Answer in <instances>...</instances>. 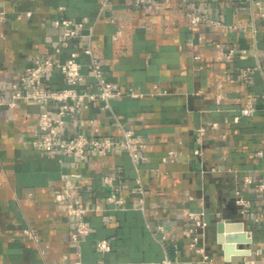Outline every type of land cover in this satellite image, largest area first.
I'll return each mask as SVG.
<instances>
[{
    "label": "crops",
    "instance_id": "obj_1",
    "mask_svg": "<svg viewBox=\"0 0 264 264\" xmlns=\"http://www.w3.org/2000/svg\"><path fill=\"white\" fill-rule=\"evenodd\" d=\"M2 10L8 17L0 24V80L16 81L36 56L62 62L81 44L89 46L123 93L110 109L100 108V101L71 105L61 136L122 135L131 128L148 141V158L135 161L122 149L106 155L88 149L77 157L36 147L39 112L53 111L54 103L0 105V264H230L219 235L233 239L236 223L219 231L216 220L239 215L232 192L244 174L264 181V0H0ZM189 11L207 18L193 24ZM59 17L85 21L92 34L63 38L54 23ZM229 48L235 49L231 58ZM90 56L79 55L86 74L82 90L97 85ZM248 66L254 73L244 81ZM44 82L66 86L58 66ZM130 87L142 93L132 96ZM250 98L257 110L246 115L242 107ZM213 120L219 125L207 127L203 152L196 154L198 128ZM170 150L175 159L164 160ZM106 174L116 175L121 207L108 200ZM137 177L144 186L142 204L133 191ZM68 191L80 204L102 207L87 214L91 230L79 242L70 235L76 218L67 211ZM243 194L252 201L256 264H264V192ZM202 208L208 211L212 262L202 261L184 234L192 223L186 211ZM27 227L38 237L28 236ZM103 238L110 249L97 246Z\"/></svg>",
    "mask_w": 264,
    "mask_h": 264
},
{
    "label": "built area",
    "instance_id": "obj_2",
    "mask_svg": "<svg viewBox=\"0 0 264 264\" xmlns=\"http://www.w3.org/2000/svg\"><path fill=\"white\" fill-rule=\"evenodd\" d=\"M137 3H148L152 0H135ZM108 0H103L105 5ZM190 21L193 24H197L207 17L195 11L188 12ZM8 15L5 10L0 11V24L7 19ZM215 23L219 21L214 20ZM55 25L62 28L61 36L67 38L69 36L81 35L83 38H88L92 34V27L88 26L83 20H77L71 17H59L54 21ZM235 26V25H230ZM122 31V25L114 33V37L117 38ZM59 49V47H57ZM81 53L91 54L87 65L90 72L96 78V88L94 90H82L79 89V85L85 80L86 74L83 70V63L79 59ZM228 58H231L235 54L234 48H229L225 51ZM60 67L66 81V86L62 88H53L44 82V76L46 73L52 72L55 67ZM254 73L253 67H246L241 73V78L244 81H249ZM231 80H234L231 78ZM154 87L158 90V85ZM160 90V89H159ZM158 90V91H159ZM129 94L132 96H138L142 92L136 91L132 87L128 89ZM156 91H151L154 93ZM123 93L122 89L116 88L113 82L107 77L102 61L99 56L92 53L89 46L81 44L78 48L71 51V54L62 62H58L49 54L36 56L33 62L20 71L19 78L16 81L6 82L0 80V105H6L8 107L16 106L21 100H31L38 103L53 102V111L42 110L39 112L37 118L36 132L37 136L33 140V144L36 147L50 149L55 152H71L77 157L85 155L88 149H92L98 155H106L109 152L117 149L127 151L130 156L135 160L147 159L146 148L148 141L141 135L137 134L131 128H124L122 135H89L86 132H79L71 137H62L61 133L64 127L69 122V115L71 113V105L76 108L88 107L91 101H100V108L110 109L111 101L115 97ZM222 96H217V101L220 102ZM257 110L255 102L250 98L246 101L242 107V112L246 115H252ZM218 121H211L207 125H202L198 128L196 140L198 146L195 149L196 154H202L204 148L203 135L207 127H218ZM97 131L98 127H94ZM261 152V151H260ZM164 160L175 159V153L170 150L167 155L163 156ZM157 170V168H153ZM116 175L106 174L104 175V182L107 186L111 187V192L108 195V200L114 203L115 207H121L124 205V198L119 196L115 191ZM136 187L134 192L139 193L140 203H144V186L140 177L136 178ZM244 189H250L256 193L264 192V181L255 180L250 174H244L242 179V185L233 189L232 199L234 204L239 209V215L235 218H229L226 215H222L217 218L216 225L222 221L227 223L234 221L237 226V233H245L251 240L245 241L243 239H223L219 240L221 247L225 249L227 244L233 245L235 249L244 246L247 251L244 253L240 264H256L258 261V255L260 254L259 247H253L252 229L249 222L248 213L252 205L250 198L243 194ZM67 211L70 215L76 218V225L70 231L71 238L79 242L81 241L91 230L90 222L87 218V214L96 210L102 209L98 204L96 205H83L78 203L79 201L73 196L71 191H68L65 197ZM207 210L202 208L200 210L188 209L186 211L187 216L192 223L184 229V234L189 239V246L197 254L201 256L202 261H214V256L207 251L208 241L206 239L207 228L209 227V221L206 217ZM255 220H260V216H255ZM163 226L160 225V228ZM25 232L28 236L37 238L38 235L34 228L27 227ZM97 246L101 250L110 249V243L107 239H99ZM226 261V253L224 254ZM264 260V259H263ZM75 264H82L81 261H76Z\"/></svg>",
    "mask_w": 264,
    "mask_h": 264
},
{
    "label": "water",
    "instance_id": "obj_3",
    "mask_svg": "<svg viewBox=\"0 0 264 264\" xmlns=\"http://www.w3.org/2000/svg\"><path fill=\"white\" fill-rule=\"evenodd\" d=\"M225 225V223H223L222 221L217 223V228L219 231H222L223 226ZM237 227V226H236ZM219 239L223 240V236L220 234L219 235ZM233 239H243L245 241H250L251 237H248L245 233H238ZM225 253H226V257L228 259V261L230 262V264H240L244 253H246L247 249L244 246H241L238 249H235L233 247V245L227 244L225 246Z\"/></svg>",
    "mask_w": 264,
    "mask_h": 264
}]
</instances>
